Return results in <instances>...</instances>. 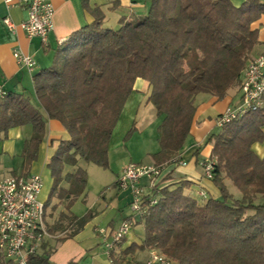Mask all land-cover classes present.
<instances>
[{"label": "trees", "instance_id": "obj_1", "mask_svg": "<svg viewBox=\"0 0 264 264\" xmlns=\"http://www.w3.org/2000/svg\"><path fill=\"white\" fill-rule=\"evenodd\" d=\"M94 14L91 24L55 50L51 65L32 77L40 109L69 136L59 142L47 164L52 179L47 204L54 198L66 202L65 212L47 230H68L63 240L94 217L90 211L82 217L70 213L86 188L87 174L81 168L64 174L65 164L74 165L78 157L108 168L112 132L137 79L147 82L148 102L162 118L153 164H176L175 156L190 133L195 97L222 99L240 83L258 44V30L252 25L264 16V1L243 0L236 7L230 0H150L145 15L121 22L117 29L104 27L102 14ZM40 109L15 94H8L0 105V133L32 127L22 151V175L36 160L45 134ZM263 141L264 97L261 108L206 139L216 159L210 181L220 197L191 198L184 194L186 182L153 189L149 196L157 202L138 220L143 225L141 244L120 251L113 263L123 264L136 251L155 250L176 264H264V157L251 150ZM225 179L240 198L229 193ZM49 254L42 244L26 264H52Z\"/></svg>", "mask_w": 264, "mask_h": 264}, {"label": "crops", "instance_id": "obj_2", "mask_svg": "<svg viewBox=\"0 0 264 264\" xmlns=\"http://www.w3.org/2000/svg\"><path fill=\"white\" fill-rule=\"evenodd\" d=\"M49 1L55 10L53 30L48 34L46 43H43L38 37L27 38L19 28L14 33L8 31L2 23V18L8 16L15 25H19L26 19V11L20 8L7 9L3 1L0 0V84L8 94L19 95L28 99L31 105L37 109H40V106L34 94L32 77L40 70L51 65L55 50L73 32L93 22L95 11H98L104 17V27L117 29L120 27L121 22H133L145 15L148 5L147 7L145 6L146 3H149L147 0ZM230 1L236 7L243 2V0ZM252 28L258 30V44L250 53L249 60L264 56V16H261L257 22L253 23ZM15 50L30 56L35 63L34 67L28 69L17 64L13 58ZM239 87L240 83L238 82L226 92L222 99H217L208 94H199L195 97L194 105L196 110L190 133L182 149L175 156L177 163L167 165L165 172L159 179V188L186 182L184 194L191 198L200 201V192L204 193L205 198L217 199L220 197L219 190L214 186L213 182L204 178L199 161L211 157L212 145L206 143V139L219 130L215 125L216 118L228 108H234L240 104ZM144 91H150L147 82L137 79L134 82L132 93H143ZM125 109H127L128 113H132V107L126 108L125 103L121 114ZM40 111L42 112L41 109ZM42 114L45 119V134L38 147L37 158L31 164L30 170L26 175L21 174L23 167L22 151L25 142L32 135V127L24 125L11 128L6 133H0V178L35 174L40 176L43 184L42 188L45 187L46 192L49 194L52 179L50 171L47 169V164L59 142L69 139V136L59 122L49 120L43 112ZM251 150L257 157L263 158L264 141L253 144ZM158 151L159 149L153 153H147L150 156V162L147 165L153 164L151 156ZM83 162L76 157L74 165L67 163L64 166V174L73 173L77 168L83 169L87 174L86 188L70 208V213L74 216L82 217L86 212L90 211L94 214V217L79 233L69 239L63 240L68 234V230L48 232V237L43 244L46 245V250L50 252L49 261L52 264H69L70 262L73 264H115L113 261H117V258L120 257V251L133 243L140 245L143 239V225L136 220L120 249L118 250L117 246L115 247L114 252H112V259L107 255L104 246L105 239H110L121 221L128 217H125V210H127L131 202V191L129 189L124 191L116 189V181L127 166V163H122L117 169L113 185V189L117 191L116 199L107 203L106 195L103 194L100 197L102 199L101 202L98 200L94 204L89 205L87 201L89 174ZM179 162H184L185 165ZM142 180L140 184L144 187L147 185V181L146 179ZM224 182L229 193L235 199L240 198L239 191L232 183L227 179ZM61 186L67 188L68 185L63 182ZM145 191L149 192V189L145 187ZM46 200L43 201L45 205L43 219L47 229L58 219L61 212H65L66 202H60L54 198L47 204ZM111 210L115 211L114 213L112 212L114 214L112 218L108 216ZM107 222L108 224L105 226ZM140 227H142L141 232L136 231L135 228ZM149 253L150 251H136L133 255L124 258L123 264H145L149 258Z\"/></svg>", "mask_w": 264, "mask_h": 264}, {"label": "built area", "instance_id": "obj_3", "mask_svg": "<svg viewBox=\"0 0 264 264\" xmlns=\"http://www.w3.org/2000/svg\"><path fill=\"white\" fill-rule=\"evenodd\" d=\"M7 9L20 8L26 11V19L15 25L6 16L2 18L3 25L14 33L21 29L27 38L38 37L46 43L48 34L53 30L54 7L49 0H2ZM132 1V0H131ZM13 58L17 64L32 69L35 65L32 58L15 50ZM8 93L0 84V105ZM240 104L228 108L215 120L217 128L256 111L263 106L264 97V56L251 59L246 64L239 87ZM185 165L184 162H179ZM216 159L204 158L199 161L203 176L212 180ZM167 165L129 163L123 169L116 181L119 191L130 190V216L121 221L110 239H105L107 255L112 259L114 252L123 239L133 228L134 222L141 219L148 209L157 202L156 197L149 196L153 189L159 188V179ZM146 179L147 185L140 184ZM145 187L149 192L145 191ZM42 190L40 176H10L0 178V260L2 264H26V258L35 254L48 237L44 224V202L39 196ZM199 197L204 198L203 192ZM145 264H172L164 255L152 250Z\"/></svg>", "mask_w": 264, "mask_h": 264}, {"label": "rangeland", "instance_id": "obj_4", "mask_svg": "<svg viewBox=\"0 0 264 264\" xmlns=\"http://www.w3.org/2000/svg\"><path fill=\"white\" fill-rule=\"evenodd\" d=\"M147 1L150 2L149 0ZM147 5L149 6V3H146L145 7ZM149 93L150 91H144L143 93L134 92L128 98L126 108L132 107V113H128L127 109H125L112 132L108 149V168L102 169L93 164L83 162L89 174L87 192L89 205L94 204L98 200L101 202L102 199L100 197L103 194L106 195L107 203L113 202L117 193L113 189V185L118 166L124 162L128 164L130 160L132 161L131 163L149 164L150 156L147 153L150 154L159 149L158 128L162 118L156 115L153 105L148 102ZM47 197L48 192H46L44 187L40 193V200L45 201ZM112 212L114 213L115 211L111 210L108 214L111 218L114 216ZM129 215L128 206L127 210H125V217ZM115 221L117 225V216ZM107 224L108 222L105 226ZM102 226L105 228L104 225ZM141 228L135 229L141 232ZM172 264L176 263L172 262Z\"/></svg>", "mask_w": 264, "mask_h": 264}]
</instances>
